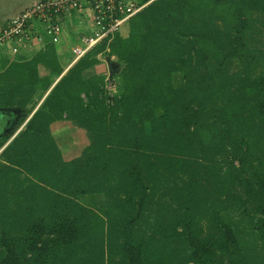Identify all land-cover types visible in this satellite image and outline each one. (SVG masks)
I'll use <instances>...</instances> for the list:
<instances>
[{
	"label": "trees",
	"instance_id": "obj_1",
	"mask_svg": "<svg viewBox=\"0 0 264 264\" xmlns=\"http://www.w3.org/2000/svg\"><path fill=\"white\" fill-rule=\"evenodd\" d=\"M133 1L65 73L54 43L0 50V264H264V72L247 36L264 0ZM62 120L90 139L70 160Z\"/></svg>",
	"mask_w": 264,
	"mask_h": 264
},
{
	"label": "built area",
	"instance_id": "obj_2",
	"mask_svg": "<svg viewBox=\"0 0 264 264\" xmlns=\"http://www.w3.org/2000/svg\"><path fill=\"white\" fill-rule=\"evenodd\" d=\"M142 7L133 0H39L0 29V50L9 46L12 53H17L29 46L32 38L44 41L36 30L38 23L45 27L51 42L58 43L67 18L74 11H80L92 15L95 30L91 35L83 34L80 43L71 46V53L75 55L73 61H76L107 36L121 30ZM107 88L115 89L114 83L108 81Z\"/></svg>",
	"mask_w": 264,
	"mask_h": 264
},
{
	"label": "rangeland",
	"instance_id": "obj_3",
	"mask_svg": "<svg viewBox=\"0 0 264 264\" xmlns=\"http://www.w3.org/2000/svg\"><path fill=\"white\" fill-rule=\"evenodd\" d=\"M39 0H0V29L4 27L6 19L8 18L14 19V13L18 10L25 8L28 4L37 2ZM17 14V13H16ZM19 15V14H18ZM250 18V25L248 27L247 36L249 45L252 48L260 49L261 54L259 55V61L257 62L256 72L260 74L264 72V13L261 10L252 9L248 14ZM10 19V20H11ZM3 21V22H2ZM8 23V22H6ZM65 29L63 34L61 35V40L55 44V48L59 56L61 58H71V46L79 44L80 39L83 34L91 35L93 32V24L91 20L87 18H80V16L76 17L74 14L70 15L65 21ZM36 30L38 32V36H42L44 41H40L38 38H32L29 46H34L31 49H38L40 43H50L51 37L47 34L45 27L42 24L36 25ZM125 33L128 34V29H125ZM52 43V42H51ZM43 44V45H44ZM28 45L25 47L26 49L29 47ZM41 47V46H40ZM101 59L103 60L97 70H101V73H106V77H110L109 65L111 61H117L116 57H107L104 53L100 54ZM75 61H71L67 67H70ZM43 68V67H42ZM49 71H46L48 75ZM43 75V74H42ZM107 89V86H106ZM8 124V121L6 122ZM6 128V127H4ZM8 129V128H6ZM5 130V129H4ZM53 134L56 137L58 144L60 146L62 156L66 160L73 159L82 154L84 148L90 143L89 136L87 131L73 122L69 120H62L54 123ZM6 131V130H5ZM8 131V130H7ZM105 199L101 197L99 200ZM82 203L87 206H93L97 209V206L93 205L91 200L87 202V200L82 199ZM92 204H91V203ZM235 215V213H233ZM205 221H203L204 223ZM195 264V263H189Z\"/></svg>",
	"mask_w": 264,
	"mask_h": 264
},
{
	"label": "crops",
	"instance_id": "obj_4",
	"mask_svg": "<svg viewBox=\"0 0 264 264\" xmlns=\"http://www.w3.org/2000/svg\"><path fill=\"white\" fill-rule=\"evenodd\" d=\"M31 4H33V3H30V2H28V4H27V6L25 7V8H23V9H21V10H18L17 12H15L13 15H14V17H16L18 14H20L24 9H26L27 7H29ZM17 13V14H16ZM10 19L11 18H8V21H10ZM12 20V19H11ZM7 21V19H6V21H4L5 22V24H6V22H8ZM3 22V21H2ZM40 44H42V43H40ZM39 44V45H40ZM41 46V45H40ZM32 47H34V46H29L27 49L26 48H22V50H21V54H27V55H31L35 50L34 49H31ZM39 49V48H38ZM7 51H8V49H7ZM9 52H10V50H9ZM10 55H11V52L9 53ZM7 55H8V52H7ZM69 60H70V58L68 59V58H61V63H62V65L64 66V72L63 73H65L67 70H68V68L69 67H67V65L69 64ZM46 69L43 67H41V74H46ZM99 71H101V70H99Z\"/></svg>",
	"mask_w": 264,
	"mask_h": 264
}]
</instances>
